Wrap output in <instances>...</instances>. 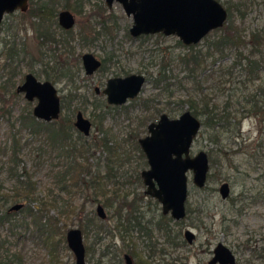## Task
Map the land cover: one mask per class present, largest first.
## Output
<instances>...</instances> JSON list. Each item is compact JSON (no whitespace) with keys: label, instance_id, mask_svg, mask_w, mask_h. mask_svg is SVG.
Listing matches in <instances>:
<instances>
[{"label":"rangeland","instance_id":"obj_1","mask_svg":"<svg viewBox=\"0 0 264 264\" xmlns=\"http://www.w3.org/2000/svg\"><path fill=\"white\" fill-rule=\"evenodd\" d=\"M41 1L31 0L30 6L38 5ZM219 1L231 12L230 18L225 21L227 28L209 33L194 44L191 50L172 34L165 35L159 32L131 36L129 28L132 16L125 14L119 2H114L108 8L104 0H78L81 6L73 4L70 0L69 6L76 8L73 11L76 17L75 25L69 34H63L57 27L52 26V37L59 40V45L54 48L53 44L45 42L42 53L30 19L24 15L25 12L18 10L5 16L4 25L2 24L0 28V149L11 144L13 135L20 137L23 147L19 154L20 163L33 174L40 197L55 196L58 199V208H51L50 213L58 216L65 201L74 206L67 209L66 215L64 213L59 215L60 228H57L58 236H55L58 244H55L53 258L49 248L39 238L33 236V226L28 224L31 220L23 219L19 212L13 216L16 217L13 229H10L9 223L0 226L1 238L8 241L12 252L22 254L24 264H74L75 257L66 244L65 233L70 228L78 227L79 223L86 225V214L92 210L95 212L97 203L89 201L87 195L90 190L78 191L76 187L69 185L70 182L65 188H60L56 184L54 174L62 164L61 159H57L55 153L50 155L40 151L39 156L34 152L31 148L36 145V140L33 141L35 138L31 140L33 143L26 144V141L31 139V134L29 127L23 126V120L29 112L33 115L36 100L30 101L23 92H17V85L23 83L25 74L29 72L34 73L38 79L45 80L44 70L50 71L51 68L59 67L60 60L71 54L68 45L61 44L62 40L69 41L75 48V54L92 52L101 60L107 57V61L113 56L109 60L111 62L106 63L105 69L97 70L92 75L84 74L80 58L77 60L81 69L76 70L77 75L74 77L79 87L77 91L80 93H76V96L83 97L87 102L97 101L104 105L103 102H106L104 94H97L93 88L102 89L109 77L139 73L146 78L144 86L135 98L120 106L106 107L103 121L108 138L111 139H108V142L115 140L119 143V151L127 157L117 172L120 175L119 180L125 182L122 190L128 193V201L133 196L140 198L137 206L146 219L153 215L157 216L161 207L153 198L144 195L145 186L140 185L135 177L137 172L148 167L146 157L141 158L131 144L132 133L139 129L142 119L148 114L155 113L157 109L170 117H177L188 108L190 99L198 100L205 95L219 107L228 100L227 109L230 115L240 120L238 129L235 130L238 132L227 134L225 138L223 135L219 145L222 148L220 153L211 156L215 161L213 166L208 157L207 175L213 174V177L207 180L206 186L196 187L191 180V171L187 173L186 206L191 210L181 223L170 222V226L171 235L176 230L183 231L189 228L195 234L193 242L188 244L185 241L183 245L170 246L165 242L164 233L153 227L151 242L157 244L150 252V256L146 248L150 241L134 229L131 234L135 247L133 250L142 254L139 264H207V260L212 256V249L218 242L230 248L237 264H264V258L261 256V253L264 254V115H255L252 112L245 114L250 108L245 99L254 93L258 95L259 88H264V43L259 49H252L251 41L246 45H240L238 49L232 46L220 48L213 43L226 30L245 39H250L253 32L264 38V0ZM101 5L104 7L101 8ZM58 8L62 9V2L58 4ZM100 31L99 36L92 39V34ZM13 46L21 49L22 53L13 63L16 66V75L14 74L12 83L7 84L9 74L4 73L2 76L1 70L4 69L1 67L6 63L5 54H8ZM237 51L242 53L241 56L251 55L260 61L262 70L256 80H246L239 64L230 69L231 73L228 72L227 69L231 67L232 62L238 60ZM189 52L198 55L199 67L193 72L179 60L180 56ZM73 58L74 56L70 61L76 64ZM160 59L163 61H159ZM159 63L168 64L164 71L165 79L158 86H154L151 80L157 74ZM52 83L57 88L60 98L65 100L66 107L65 105L62 107L61 104L60 117L69 115L74 120L76 111H81L86 118L93 121L89 115L91 106H85L84 109V105L75 100L76 97L70 103L72 92L68 90L65 80L56 77ZM95 127L91 124L90 135L86 136V141L87 144H96L90 147L89 161L101 168L106 157V153L99 147L100 137L104 132ZM140 131L139 137L147 134V128L145 131L140 128ZM210 146L213 145L209 142L207 133L198 132L190 147V154L193 155L201 149L207 152ZM225 152H229L226 155L228 158L223 155ZM7 160V155L0 151V192L11 194L14 181L6 172ZM224 181L230 185V199H222L219 195L218 187ZM13 204L14 202H9L7 207ZM4 208L0 204V210ZM104 208L110 216L104 224L111 231L106 233L86 227L88 234L87 232L83 234L86 264H112L110 259L116 256L121 257L119 264H122L127 252L114 226L115 217L111 216L112 210ZM200 210L202 212H199ZM122 213H126V210L122 209ZM197 219H200V223ZM162 247L163 251L160 249ZM103 252L105 256L102 259Z\"/></svg>","mask_w":264,"mask_h":264},{"label":"trees","instance_id":"obj_2","mask_svg":"<svg viewBox=\"0 0 264 264\" xmlns=\"http://www.w3.org/2000/svg\"><path fill=\"white\" fill-rule=\"evenodd\" d=\"M69 1L70 0H42L38 5H31L28 12L24 14L29 17L32 26L37 32H39L36 36V40H38L40 45L42 44L40 43V39L43 36H45L43 41L51 45L53 44L54 48L59 45V40H55V38L52 37L53 33L47 31V27L53 25V23L56 24L57 12L59 11L58 4L60 5L61 2L63 9H69L72 12L76 10V8H73V6H69ZM72 1L73 4L81 6L78 0ZM76 5L74 6L76 7ZM237 6H239V4ZM103 7L104 6L101 5V8ZM226 10L228 12L226 19L227 21L231 16V12L229 11L228 7H226ZM103 26H105L104 23ZM56 27L57 29L60 28H58L57 24ZM42 28L46 31H42V33H40L39 30H42ZM226 28L227 27L225 23L222 27H220L222 30H225ZM60 30V32H63V34H69L71 32V30L65 31L61 28ZM215 31H217V29L214 30V32ZM100 33L101 31L96 33L94 32V34H92V39L97 38ZM250 41L252 43V49H259V47L263 44V37L253 32L250 39H245L243 37L241 38L239 34H231L228 30H226L225 33L221 34L219 38L213 43L220 48L232 46L234 49H238L240 45H246L247 43H250ZM178 42L181 44L179 40ZM61 44L68 45L67 48L71 54L66 55V57H63V59L60 60L59 67L51 68L50 71L44 70L43 73L45 75V79L54 82L56 77L62 78L65 80L68 90L72 92V95H70V103H72L73 99L76 97L75 100L79 103H82L84 105V109L85 106H91L89 115L93 120L91 121L92 127L96 126L98 127V129L95 127L97 130L102 131V133L104 132V135L100 137L99 144L101 150L106 153L104 165L100 168L97 165L91 164L89 161V156H91L90 147H94L96 144H87L88 142L86 141V136H84L75 128L72 116L69 115H64L61 117L59 116V118L55 120L46 122L37 119L30 112V114H26L27 116H25L23 120V126H28L31 134V139L27 140L26 144H31L34 140H36V145H33L31 149L34 152H37L39 156L40 151H43L50 155H54L55 153V157L57 159H61L62 164L60 165V168L56 170V174H54L56 184L60 186V188H65L70 182L69 185L76 187L78 191L84 190L87 192L90 190L89 194L87 195L89 197V201H96V205L101 204L103 208L106 207L112 210L111 216L115 217L114 226L116 227L117 233L122 238L126 247L127 252H125V254L130 255L133 261H136H134L135 264H139L141 263L139 259H141L142 254L133 250V248L135 249L134 240L132 239L131 235L133 230L137 229L146 237V239L150 241V243L146 245V248L148 249L149 255L151 256L150 252H152L156 246V244L151 242L152 228L155 227L156 229L163 232L165 239L169 242V238H173L170 236V221H172V219L170 216L164 215L161 211L157 213V216L153 215L146 219L137 206L140 198L138 196H133V198L129 201L127 200L128 193L122 190L125 182L120 181V175L117 174V172L120 170L119 168L122 167L127 160V157L123 156V154L119 151V143H117L115 140H112L111 143L108 142L109 138L107 135V129L103 126V121L107 111L106 107L109 108L110 106L106 104V102H103L104 105H101L97 101L91 103L87 102L85 99H83V97L76 96V93H79L77 91L79 87L76 85V80L74 77L77 75L76 70L80 71L81 69L77 62V60L80 58V54L74 53L75 48L71 46L68 40H62ZM193 45L194 44L187 45L188 49L191 50ZM9 51L10 52L8 54H5L6 63H4L1 67V69L6 70H1L2 76L5 75L4 73L9 74L6 81L7 84L12 83L14 74L16 75V66L13 63L15 58L20 57L22 53L21 49L15 48L14 46ZM237 52H239L237 53L239 55V57L237 56L238 60L232 62L230 65L231 67L227 69L228 72L231 73L230 69L235 68L239 64L242 72H244L246 80H256L260 76L259 74L262 70L260 61L253 58L251 55L241 56L242 53L240 51ZM73 56L76 64L70 61V58ZM197 56L198 55L193 52L184 53L182 56H180L179 60L190 70V72H193L196 67H199ZM112 57L113 56L110 58ZM106 58L107 57L102 59L100 70L105 69L106 63L111 62L109 61L110 58L108 61ZM242 60H244L243 64ZM159 61H163V59H160ZM167 65H164V63H159V68L156 71L157 74L155 78L152 80L150 79L154 86H158L161 81H164V71L167 69ZM126 74L127 73H125V75ZM228 102V100L225 101L223 106L219 107L216 102H212L211 98H208L205 95L198 100H189V106L187 109H189L194 116H200V129L202 128L203 130H199V133L202 134L203 132H206L209 142L213 145L207 149V154L210 158V163L212 166L214 165L215 161H213L211 156L220 153L222 148L219 145L221 144L223 135L225 138V135L227 134L231 135L232 133L234 134V132H238V130H235L238 129L240 120H237L236 116L232 117L230 115L227 109ZM245 102L250 106V108L246 110L247 112L245 111V114H249V110L264 113V89L259 88V94H251L245 99ZM61 104L62 107L65 105L64 98L62 99ZM160 113H162L161 110L157 109L155 113L145 116L142 119V122L139 124V129H135L132 133V147L135 151H138L141 158H144L145 155L138 143L141 133L140 128L142 131H145L147 124L151 121H154ZM32 139L33 141L31 142ZM21 145V138L13 135L11 144L0 149L2 154L7 155L8 157V160L5 162L6 172L9 178L14 181L11 194L0 192V204L5 207L2 211L0 210V226L9 223L11 224L10 229H13L16 225V217L13 216L17 215V212H19V214H22L23 219L31 220V222L29 221L28 224L33 226V236L39 238L40 241L49 248L50 255L53 258L56 251L55 244H58V240L55 241V236H58L57 228L59 227V215L63 213L66 215L68 213L67 209L74 206L69 201H65L58 212V216L50 213L51 208H58V199L55 196H50L49 198L40 197V193H38L37 184L33 178V174L26 168V166L23 164L21 165L20 163L19 154L23 148ZM228 153L229 152H225L223 155L226 156ZM135 177L139 184L142 185L143 183L140 172H137ZM207 177V180H210V177H213V174H209ZM66 179L68 180L66 181ZM230 198L231 196L229 195L227 199ZM9 202H14V204L23 203L24 205L18 210L11 211V206L7 207ZM155 203L158 202L155 200ZM122 209L126 210V213H122ZM190 210V207L186 206V211L189 212ZM199 212H202V210ZM86 216V225L79 223L78 226L82 230L83 234L86 232L88 234V227L92 230L96 229L110 233L111 230H108L107 226L104 224L108 217H110L109 215H107L106 219L104 220L99 218L92 210L91 212L87 213ZM178 232L180 233V230H178ZM62 233L63 232H61L60 236H62ZM177 237L178 234L173 238V240L176 241L175 239ZM103 256H105L104 252L101 254L102 259ZM261 256L264 258V254L261 253ZM110 260L112 261V264H119L122 259L120 256H116ZM0 264H24L22 254L17 253L16 251L12 252L8 246V241L5 238L2 239L1 234Z\"/></svg>","mask_w":264,"mask_h":264},{"label":"water","instance_id":"obj_3","mask_svg":"<svg viewBox=\"0 0 264 264\" xmlns=\"http://www.w3.org/2000/svg\"><path fill=\"white\" fill-rule=\"evenodd\" d=\"M108 8L114 2L121 3L126 15L132 16L129 28L131 36L163 33L176 35L185 45L196 44L208 32L221 27L227 18V10L219 0H104ZM29 0H0V27L6 14L17 10L27 11ZM59 24L65 28L75 25V17L65 9L58 14ZM86 74L90 75L100 67L101 62L93 53L85 52L81 56ZM146 82L143 74L132 73L124 77H111L102 92L109 104L122 105L128 99L135 98ZM99 91L98 88H95ZM17 90L25 97L36 100L33 115L43 121L58 118L61 110L57 89L49 80L40 81L29 72ZM75 128L88 135L91 121L81 111H77L73 121ZM201 127V121L189 110L178 117H169L162 113L156 122L147 126V134L138 139L148 167L141 171L144 193L159 201L164 214L179 220L185 216V202L188 195V175L192 173V183L201 188L205 185L209 170L208 156L205 150L190 154V147ZM222 198L228 197V182L219 186ZM23 203H16L10 210H18ZM99 217L106 212L101 204L96 205ZM186 239L191 242L195 234L186 229ZM66 244L74 254V264L85 263V246L82 231L78 227L70 228L65 234ZM213 256L208 264H236L231 250L222 242L213 249ZM124 264H133L132 258L124 255Z\"/></svg>","mask_w":264,"mask_h":264},{"label":"flooded vegetation","instance_id":"obj_4","mask_svg":"<svg viewBox=\"0 0 264 264\" xmlns=\"http://www.w3.org/2000/svg\"><path fill=\"white\" fill-rule=\"evenodd\" d=\"M30 2H31V0H29V8H30ZM107 6V5H106ZM29 8L27 9V11H21V12H28V10H29ZM226 9V8H225ZM62 10H65V9H60L58 12H57V17H56V24L58 25V28L60 27L61 29H63V30H65V31H67V30H71L72 28H65V27H63V26H61L60 24H59V21H58V14H59V12L60 11H62ZM67 10H69V9H67ZM18 11V10H17ZM70 12H72L71 10H69ZM72 14L74 15V17H75V14H74V12H72ZM6 15H8V14H6ZM5 15V16H6ZM227 16H228V12H227ZM4 19H5V17H4ZM227 19V18H226ZM4 21V20H3ZM75 21H76V17H75ZM2 24H3V22H2ZM1 24V25H2ZM56 24L55 23H53V25H51V26H48L47 27V31H49L50 33H52L53 32V30H52V26L53 27H56ZM30 25H31V27L33 28V30H34V35H35V38H36V36L38 35V33L39 32H37L36 30H35V28L32 26V24H31V22H30ZM224 25V24H223ZM222 25V26H223ZM44 26V25H43ZM221 26V27H222ZM1 28V27H0ZM60 28H59V30H60ZM56 29V28H55ZM217 30H219L220 29V27L219 28H216ZM216 29H214V30H216ZM214 30H212V31H210V32H208L204 37H206L209 33H211V32H214ZM0 31H1V29H0ZM40 31V30H39ZM42 31H46V30H44L43 28H42ZM40 33H42V32H40ZM203 37V38H204ZM43 38L45 39V36H43L42 38H41V40H40V43H42L41 45H40V52L42 53V46H43V43H45L44 41H43ZM202 38V39H203ZM201 39V40H202ZM37 42H38V40H37ZM51 43H53V42H51ZM263 43H264V38H263ZM44 52V51H43ZM92 53V52H91ZM83 54H81L80 55V61H81V66H82V68H83V65H82V60H81V56H82ZM95 56V55H94ZM96 57V56H95ZM97 58V57H96ZM97 59H99V58H97ZM100 60V62H101V65H102V60L101 59H99ZM101 65H100V67H101ZM100 67L97 69V70H100ZM83 70H84V68H83ZM96 70V71H97ZM84 74H86L85 73V71H84ZM93 74V73H92ZM92 74H90V75H92ZM130 74H132V73H130ZM130 74H126V75H130ZM139 74V73H138ZM26 75V74H25ZM86 75H88V74H86ZM126 75H123V76H113V77H124V76H126ZM109 78H111V77H109ZM108 78V79H109ZM24 79H25V77H24ZM107 79V80H108ZM40 80V79H39ZM107 80H106V82H107ZM40 81H46V79L45 80H40ZM51 82V81H50ZM52 83V82H51ZM53 84V83H52ZM105 85H106V83H105ZM18 86H19V84L17 85V88H18ZM83 87V86H82ZM95 87V86H94ZM105 87V86H104ZM103 87V88H104ZM17 88H16V90H17ZM103 88L102 89H100V88H98V90L99 91H96V89L95 88H93L94 89V91L98 94V93H102V94H104L103 92H102V90H103ZM57 89V88H56ZM264 89V88H263ZM17 92H19L18 90H17ZM57 95L59 96V94H58V90H57ZM104 96H105V100H106V95L104 94ZM59 98H60V96H59ZM62 97L60 98V105H61V103H62ZM129 100V99H128ZM127 100V101H128ZM106 102H107V100H106ZM107 104L109 105V106H120V105H115V104H109L108 102H107ZM62 109V108H61ZM186 110H189V109H186ZM186 110H184V111H186ZM183 111V112H184ZM190 111V110H189ZM60 112H61V110H60ZM191 112V111H190ZM250 112H252L253 114H255V115H258V114H262V115H264V113H260V112H255V111H253V110H249V113ZM263 112H264V110H263ZM76 113H77V111H76ZM76 113H75V115H76ZM164 113V112H163ZM182 113V112H181ZM180 113V114H181ZM162 113H160L158 116H157V118L154 120V121H151V122H156L157 121V119L159 118V116L161 115ZM167 114V113H166ZM179 114V115H180ZM168 115V114H167ZM178 115V116H179ZM59 116H60V114H59ZM59 116H58V118H59ZM169 116V115H168ZM177 116V117H178ZM170 117V116H169ZM174 118V117H173ZM74 119H75V117H74ZM41 120V119H40ZM74 121V120H73ZM151 122H149V123H151ZM148 123V124H149ZM148 124H147V126H148ZM81 133V132H80ZM83 134V133H82ZM90 134V133H89ZM88 134V135H89ZM88 135H86V136H88ZM85 136V135H84ZM143 137V136H142ZM141 138V137H140ZM207 153V152H206ZM192 155V154H191ZM194 155V154H193ZM207 156H208V154H207ZM145 169V168H144ZM143 170V169H142ZM141 170V171H142ZM141 171H140V173H141ZM140 176H141V174H140ZM142 178V177H141ZM225 182V181H224ZM142 183H143V181H142ZM206 184V183H205ZM229 184V183H228ZM145 186V185H144ZM205 186V185H204ZM203 186V187H204ZM220 186V185H219ZM202 188V187H201ZM229 188H230V185H229ZM144 191H145V188H144V190H143V193H144ZM218 192H219V187H218ZM144 195H146L145 193H144ZM219 195H220V193H219ZM229 195H230V193H229ZM228 195V196H229ZM146 196H148V195H146ZM149 197H151V196H149ZM220 197H221V195H220ZM151 198H153V197H151ZM222 198V197H221ZM228 197H226V198H222V199H227ZM154 200H156L158 203H159V201L157 200V199H155V198H153ZM160 204V203H159ZM160 207H161V204H160ZM104 210H105V208H104ZM185 211H186V202H185ZM105 212H106V210H105ZM161 212H162V210H161ZM95 213H96V215L98 216V214H97V212H96V207H95ZM163 213V212H162ZM187 211H186V213H185V216L182 218V219H179V220H175V219H173L169 214H164V215H168V216H170V218L172 219V221H170V222H174V223H176V224H179V223H181L182 221H183V219L186 217V215H187ZM189 214V213H188ZM99 217V216H98ZM106 217H107V215L104 217V218H101V217H99V218H101V219H106ZM198 221L197 222H199L200 221V219H197ZM177 222H179V223H177ZM196 222V221H195ZM193 223V222H192ZM200 223V222H199ZM199 225V224H198ZM171 227V226H170ZM172 229V228H171ZM186 229H189V228H185L183 231H181L180 229V233L178 232V230H176V235H175V233H173L171 236L174 238L175 236H177V234H178V237L175 239L176 241H174L173 240V238H169V242L165 239V242L166 243H168L170 246H176L177 244H179V245H183V244H185V241L188 243V244H190L191 242H193V240L195 239V237L193 238V240L191 241V242H189L187 239H186V237H185V234H184V232H185V230ZM81 230V229H80ZM82 231V230H81ZM66 234V233H65ZM183 236V238H182V236ZM82 235H83V233H82ZM66 240V239H65ZM179 242H178V241ZM219 243V242H218ZM157 244V243H156ZM217 245V244H216ZM215 245V246H216ZM225 245V244H224ZM215 246H214V248H215ZM226 246V245H225ZM213 248V249H214ZM160 249H162V251H163V247L162 248H160ZM213 249H212V256L214 255L213 254ZM230 249V248H229ZM232 252V251H231ZM85 254H86V248H85ZM232 254L234 255V253L232 252ZM130 256V255H129ZM212 256L207 260V264H208V262H209V260L212 258ZM123 260H124V258H123ZM132 261H133V259H132ZM234 261H235V263L237 264V262H236V259H235V255H234ZM122 264H124V261H123V263ZM133 264H134V261H133ZM171 264V263H170ZM215 264H219L218 262L217 263H215Z\"/></svg>","mask_w":264,"mask_h":264}]
</instances>
